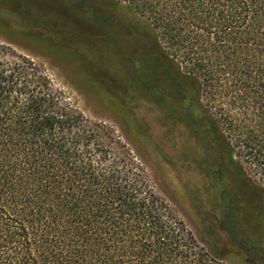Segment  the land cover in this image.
<instances>
[{"label":"trees","instance_id":"1","mask_svg":"<svg viewBox=\"0 0 264 264\" xmlns=\"http://www.w3.org/2000/svg\"><path fill=\"white\" fill-rule=\"evenodd\" d=\"M58 1L79 21L134 30L137 58L116 55L137 62L136 92L167 122L186 124L217 174L264 217V0ZM117 8L130 25L109 14ZM0 16V28L45 38L1 8ZM51 44L89 71L77 47ZM85 76L155 153L115 82ZM214 234L205 223L193 233L110 126L85 117L39 64L0 42V264H229Z\"/></svg>","mask_w":264,"mask_h":264},{"label":"rangeland","instance_id":"2","mask_svg":"<svg viewBox=\"0 0 264 264\" xmlns=\"http://www.w3.org/2000/svg\"><path fill=\"white\" fill-rule=\"evenodd\" d=\"M76 2L83 5L81 0ZM99 4L104 6L101 0ZM61 7L58 0H0L5 15L22 19L25 25L45 37L24 36L18 32L17 25H10L0 28V42L39 64L52 84L85 117L110 126L143 163L153 189L190 230L196 234L204 223L213 230L216 250L226 255L229 264L243 262L237 255H241L246 264H264V217L258 216L256 203L249 202L251 225H248L249 219L244 221L233 210L234 205H239L243 212L248 210L246 198L231 186L227 175L222 177L216 169L209 170L203 148L189 133L186 124L181 126L178 120L167 122L164 109L136 92L141 87L135 73L137 62L133 60L129 64L117 59L116 53L121 50L134 57L139 52L134 30L122 27V30H129V34L123 35L117 28L109 30L105 26H96L93 18L88 22L79 21ZM108 12L120 23H132L129 15L118 8ZM83 25L85 28L80 29ZM51 39L64 46L77 47L83 54L81 58L88 61L89 71L80 68L65 50L52 46ZM85 75H104L115 82L116 91L131 107L134 117L140 120V127L152 141L155 153L148 154L142 149L139 140L130 135L124 118L102 101L98 91L85 80ZM231 202L232 210L228 207Z\"/></svg>","mask_w":264,"mask_h":264},{"label":"flooded vegetation","instance_id":"3","mask_svg":"<svg viewBox=\"0 0 264 264\" xmlns=\"http://www.w3.org/2000/svg\"><path fill=\"white\" fill-rule=\"evenodd\" d=\"M177 128V127H176ZM180 128V127H179ZM197 142H198V144L200 145V142L198 141V140H196ZM201 146V148H202V145H200ZM204 156V155H203ZM205 157V156H204ZM204 159V158H203ZM205 160H206V163H207V167L209 168V170H214L215 168V166L217 165V160L216 159H214V158H211V157H209V156H206L205 157ZM203 161V160H202ZM236 198H238V197H236ZM239 199V198H238ZM233 203H236V202H233ZM247 203V206H248V210H245L244 209V212H243V209H241V208H239V205L238 206H236V205H234V212L240 217V218H242L244 221H245V219L247 218V219H249L247 216L249 215V214H251V208H250V204L251 203H249V202H246ZM250 208V209H249ZM247 219H246V221H247ZM247 223H250V224H248V225H251V220L249 219L248 221H247Z\"/></svg>","mask_w":264,"mask_h":264}]
</instances>
